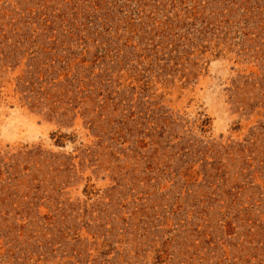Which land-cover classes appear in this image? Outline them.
<instances>
[{
    "label": "rangeland",
    "instance_id": "obj_1",
    "mask_svg": "<svg viewBox=\"0 0 264 264\" xmlns=\"http://www.w3.org/2000/svg\"><path fill=\"white\" fill-rule=\"evenodd\" d=\"M0 264H264V0H0Z\"/></svg>",
    "mask_w": 264,
    "mask_h": 264
},
{
    "label": "bare ground",
    "instance_id": "obj_2",
    "mask_svg": "<svg viewBox=\"0 0 264 264\" xmlns=\"http://www.w3.org/2000/svg\"><path fill=\"white\" fill-rule=\"evenodd\" d=\"M7 114V113H6ZM5 115V114H4ZM13 120V119H12ZM13 123V122H12ZM17 123V122H16ZM13 125H15V123L13 124Z\"/></svg>",
    "mask_w": 264,
    "mask_h": 264
}]
</instances>
